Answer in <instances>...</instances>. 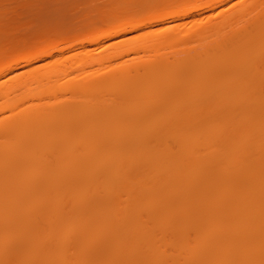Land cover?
<instances>
[{
    "label": "bare ground",
    "instance_id": "6f19581e",
    "mask_svg": "<svg viewBox=\"0 0 264 264\" xmlns=\"http://www.w3.org/2000/svg\"><path fill=\"white\" fill-rule=\"evenodd\" d=\"M262 261L264 0H0V264Z\"/></svg>",
    "mask_w": 264,
    "mask_h": 264
},
{
    "label": "rangeland",
    "instance_id": "374dc122",
    "mask_svg": "<svg viewBox=\"0 0 264 264\" xmlns=\"http://www.w3.org/2000/svg\"><path fill=\"white\" fill-rule=\"evenodd\" d=\"M26 22H29V23L31 24V26H33V28L36 27V26H39V25H40V23H38V22H36V21H34V22H30V21L27 20ZM49 27H50L49 30H48L49 36L54 37V38H58V36H57L56 33L51 32V31L54 30V28H53L52 26H49ZM51 28H52V29H51Z\"/></svg>",
    "mask_w": 264,
    "mask_h": 264
},
{
    "label": "snow or ice",
    "instance_id": "6c2138e0",
    "mask_svg": "<svg viewBox=\"0 0 264 264\" xmlns=\"http://www.w3.org/2000/svg\"><path fill=\"white\" fill-rule=\"evenodd\" d=\"M128 26H131V25H128ZM261 264H264V261H262Z\"/></svg>",
    "mask_w": 264,
    "mask_h": 264
}]
</instances>
